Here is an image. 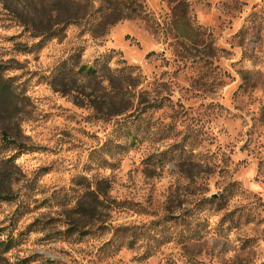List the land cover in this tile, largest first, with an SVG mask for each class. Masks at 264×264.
<instances>
[{
    "label": "rangeland",
    "instance_id": "1",
    "mask_svg": "<svg viewBox=\"0 0 264 264\" xmlns=\"http://www.w3.org/2000/svg\"><path fill=\"white\" fill-rule=\"evenodd\" d=\"M177 3L0 0V264H264V0Z\"/></svg>",
    "mask_w": 264,
    "mask_h": 264
},
{
    "label": "trees",
    "instance_id": "2",
    "mask_svg": "<svg viewBox=\"0 0 264 264\" xmlns=\"http://www.w3.org/2000/svg\"><path fill=\"white\" fill-rule=\"evenodd\" d=\"M75 1V0H73ZM177 1L178 3H181V0H175ZM177 3V5H178ZM129 12V14L127 15V17H123V18H131L132 16L136 15L137 17L141 18L142 20H144L148 25H150V19H149V14L145 13L146 11L145 10H131L130 8H128L127 10ZM90 15V14H88ZM122 17L120 16H117L116 19L114 20V22H112L111 24H114L116 23L117 21H120L123 19ZM153 26L150 25V28H152ZM179 31V30H178ZM176 35L177 37H183L185 36L184 34H182L181 32H176ZM83 69H85L86 73L88 75H95L97 73V70L96 68L92 67V66H84ZM130 69H135V68H132L130 67ZM11 88L7 85H4V84H0V99H3V98H6L8 97L9 93H10V90ZM9 242L10 241H2L0 242V247L2 245H4L5 247H7L9 245Z\"/></svg>",
    "mask_w": 264,
    "mask_h": 264
}]
</instances>
